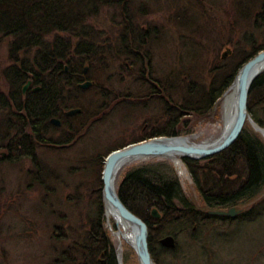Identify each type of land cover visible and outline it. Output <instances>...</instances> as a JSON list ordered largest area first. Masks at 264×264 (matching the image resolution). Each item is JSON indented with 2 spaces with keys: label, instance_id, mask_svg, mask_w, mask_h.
I'll return each instance as SVG.
<instances>
[{
  "label": "trees",
  "instance_id": "1",
  "mask_svg": "<svg viewBox=\"0 0 264 264\" xmlns=\"http://www.w3.org/2000/svg\"><path fill=\"white\" fill-rule=\"evenodd\" d=\"M171 1L165 0L166 10L159 5V11L168 14L159 19V27L149 23L144 27L142 18L152 12L150 5L143 2L134 10V0H0V167L22 168L28 163L31 171H26L24 175L29 178L28 186L46 193L53 192L55 186L66 190L67 185L60 179L63 175L52 177V172L38 157L39 150L54 148L65 151L71 148L85 131H94L98 126L96 119L111 110L115 102H118L117 105L128 104L126 101L131 99L139 103L148 102L149 98L157 97L155 87L163 92L159 98L165 100L166 108L158 99L156 104L163 105L160 108L162 113L153 123L155 126L162 120L157 128L160 131L142 134L130 143L153 136L177 135L176 127L183 128L187 117L195 115L201 118L212 112L235 72L264 49V0H244L243 4L234 0L232 14L225 27L228 31L204 27L203 23L209 18L204 7L205 0H177L185 2L181 7ZM102 13L111 16V20L116 18L111 21L109 40L107 34H101L100 29L95 28ZM210 22L221 28L217 17L214 20L210 17ZM199 25L205 30H201ZM245 31L253 33L255 38L262 37V43L255 44L252 38H240L239 34ZM221 36L220 43L224 39L226 42L233 39L235 59L228 69L214 64L207 90L193 86L190 78L182 84L184 69L179 70V50H174V56L166 61L173 65L164 70L166 74L162 75L160 83L146 78V66L152 63L154 51L158 54L157 59L162 61L158 71L162 72L165 60L160 49H163V42L171 47L182 41L196 40L205 53L221 46L220 43L211 46L206 39ZM115 45L120 49H115ZM248 47L251 52L247 51ZM119 62L120 65L126 63L128 70L142 79L141 87L148 85V95H122L107 83H98L96 69L89 72L94 77L89 81V90L79 88L83 78H88L82 73L84 67L92 70L95 64L110 66ZM216 63H219L218 57ZM174 66H178V71ZM105 69L107 71L109 67ZM227 72H230L229 75ZM172 79H175L174 82ZM28 82L30 87L23 93L22 89ZM188 85L193 86L191 91H188ZM36 87L38 90L34 91ZM88 93L92 94L89 99L86 98ZM112 95L116 97L106 102ZM76 109L79 112L66 115ZM247 111L255 122L264 127V72L250 87ZM52 119L58 120L59 125H53ZM217 119L218 114H215L214 120ZM125 145L98 157L97 169L96 163L92 166L91 158L88 161V156L80 167L68 169L70 173L79 174L83 180L95 177L96 185L81 186L93 198L86 204L88 212L84 217L81 212L86 207L81 206L83 200L77 191L72 196L67 194L62 204L59 197L55 198V205L54 199L41 200L47 208L44 216L55 214L51 210L58 207L68 211L75 223L81 225L68 226L64 230L59 227L63 235L50 236L56 243L54 248H62L59 254L56 253V263L117 264L114 245L104 227L100 178L104 158ZM59 158L61 161V155ZM183 163L197 192V201L187 197L167 161L149 163L121 173L117 188L120 199L133 213L152 223L156 238L150 242L151 252L155 247L161 255L165 249L159 240L165 235H174L175 230L187 219H192L195 215L191 214L197 210L243 208L259 200L243 213L240 220H250L259 211L264 213V139L247 122L238 138L222 152L198 161L184 159ZM21 172L24 173V169ZM153 208L161 214L157 221L150 215ZM70 217L63 214L56 216L61 221L60 226L69 223ZM83 223L85 226H82ZM47 227L50 228L49 225ZM134 259L138 264L136 256Z\"/></svg>",
  "mask_w": 264,
  "mask_h": 264
},
{
  "label": "rangeland",
  "instance_id": "2",
  "mask_svg": "<svg viewBox=\"0 0 264 264\" xmlns=\"http://www.w3.org/2000/svg\"><path fill=\"white\" fill-rule=\"evenodd\" d=\"M233 1L234 0H205L204 7L209 18L206 19L204 23L202 22L205 24L204 27L207 26L210 30L216 29V31L226 30V24H228V21L230 20L229 17H231L232 14ZM237 1L242 4L244 3V0ZM143 2L148 4V6L150 5L149 9L152 12H148L147 17L142 18L143 21L141 24H143L144 27L147 26V23L159 27V19H161L162 16H168L166 11H159L161 10L159 5H162L164 10L167 9L165 0H134V10H136L137 7ZM171 2L179 7L185 4V2L177 0H172ZM210 17L213 20L217 17L218 20L221 21V28L220 26L216 27L214 23H211ZM98 20L99 21L97 22L95 28L98 30L100 29L99 32L101 34H107L109 40L111 38V21H115L116 18L113 17L111 20V16L102 13ZM194 23L196 24L197 22L194 21ZM200 28L201 30H205L202 26H200ZM213 33L217 36H220L218 33ZM222 34H224V32ZM239 35L240 38L254 39L255 44H261L263 41L262 37L255 38V35H253L251 32L245 31L241 32ZM116 36L112 35V37ZM222 36L206 39V41L209 45L214 46L220 43ZM232 40L233 39L230 38V42H226L224 39L220 43L221 46L215 48L214 50L209 49L208 52L205 53L201 51V46L196 40H194V42L185 43H182L184 42L182 41L180 44H172L171 47H168L163 42V49H160L161 53L164 54L165 60L164 64L161 66L162 72H158L159 63H162V61L160 62L157 59L158 54L154 51L152 63L146 66V78L149 79L150 77L152 81L160 83V79H163L162 75L166 74L163 73L164 70H166L167 67L173 65L166 61L174 56V50H179V70L184 69V75L181 73L182 84H184L185 80L190 78L189 81L193 86H197L198 89L201 88L202 90H207L208 81L211 79V71H213L214 64H216L218 67H226L228 69V65L231 66V62L235 59ZM115 49H120V46L115 45ZM227 49L230 52L227 53V55L222 59V55ZM247 51L251 52L252 50H250L248 47ZM0 57H2V54H0ZM216 57H218L219 60L218 64L216 63ZM1 60L2 59L0 58V61ZM208 61L212 63H208ZM120 63L121 62L113 63L110 66H101L95 64L92 67V70L84 67L85 72L83 71L82 73L88 78H83V80H94V77L89 75V72H93V69H96L95 76L98 83H107L108 86H110L114 91L121 92L122 95H148V85L141 87V85H143L142 79L138 78L134 74V71H129L126 63L124 64L125 66L123 64L120 65ZM106 67H109L107 71L105 69ZM174 67L178 71V66ZM229 73L230 72H227V75H229ZM174 80L175 79H172L171 81L174 82ZM193 86L188 85V91H191ZM89 88L85 90H89ZM214 88L215 87H213V89ZM155 90H157V97L149 98L151 99L149 102L144 101L139 103L138 100L132 99L130 101H126L128 104L122 103L117 105L118 102H115L112 105L111 110H107L105 114H102L98 117V119H96L98 121V126L94 128V131H85V134L82 137L80 136V140L77 142V144L71 146V148L67 150L65 149V151H60L54 148L48 151L43 149L39 150L38 157L43 162L45 167L50 172H52L50 173L52 177L56 176V174L63 175L60 176V179L63 180L67 185L66 190H64L63 187L55 186V190L53 192L46 193L45 191L41 192L38 188L34 189L32 186H28L30 182L28 181L29 178L24 177L26 171H31L28 163H25L22 168H11L6 165L4 167H0V264H52L54 262V264H58L56 263L58 261H55L57 258L56 253L59 254L62 248H54L56 243H54L50 236L53 234L61 237L63 235V231H61V229L64 230V228H67L68 226L81 225L75 223L73 217H70V213L68 211L58 207H53L51 210L56 212L55 214H52L49 217L44 216L47 214L45 213L47 212V208L43 203H41V200L54 199L53 205H55V198L59 197V201L62 204L65 203L63 200L66 199L67 194L72 196L74 191H77V195L83 200L81 201V206L83 208L86 207V210L84 208V211L81 212L82 216L84 217L88 212L86 204H88L89 201H93V198H91V196L89 197V193L81 186L85 184L86 186L91 184L93 186L97 183L94 176H90L88 180H83L79 174L70 173L68 169L71 167H80L87 156L89 157L88 161L90 158L92 159V166H94L96 159L106 154L110 149L119 147L125 143L130 144V142L141 137L142 134L151 133L152 131L156 132V130H159L157 128L159 127L162 120L156 122L157 125L155 124V126H153V123L155 118L161 117L160 114L162 112L160 108L163 107V105L159 106V104H156V102L158 98L163 95V92L158 87H155ZM91 96L92 94L88 93L86 98L89 99ZM114 97L116 96L112 95L107 99L106 102H109ZM163 104L166 105L165 100H163ZM121 106L131 107V109L127 110V108H123ZM215 114H219L218 109L216 111L206 113L205 115L207 116L201 118L195 117V115L189 116L186 118V125H184L183 128L176 127L175 132L178 134V136L194 137L193 142L195 143L212 142L220 136L222 129L220 120L221 111L220 117L217 120H213ZM87 129L88 128L85 130ZM95 129H97V133ZM60 155L62 157L61 161L59 158ZM151 161L158 160L134 162L126 165L123 169L124 171H129L131 168L140 167L149 163H156ZM169 162L172 166H174L172 161ZM97 167L98 164L96 163V169ZM21 169H24V173L21 172ZM174 170L176 177L178 178L185 192L190 198H192L193 201H197L196 192L190 190L192 188V184L184 167H182L180 171L174 166ZM45 172L48 173V171ZM78 172H80V170ZM122 172L123 171L119 172L117 176L116 186L122 177ZM26 181L27 184L25 183ZM53 188L50 187L49 189ZM253 204L254 202L250 205L252 206ZM249 206H245L243 208L249 209ZM243 208H241L242 212L244 211ZM58 214L69 216L71 219L70 222L64 223L62 226H60L61 221L56 218ZM239 215L237 218L241 217ZM171 217L173 218L172 214ZM236 219L233 218L227 220L229 223H226V221L222 225L218 224L219 221H217L215 218L205 221L204 224L201 221H193L197 226H195V229H193L194 226L192 223L185 224L191 220L187 219L182 226L183 229L185 228L187 233L182 234L178 231V229L180 230L181 226L178 227L174 232L179 235L178 238H175L176 245H178L179 248L176 246V248L171 249V251H161L160 255L159 249L154 247L152 249L154 251V256L227 257L228 264H264L263 211H259L250 220ZM105 220V229L109 233V237L115 248V253L118 252L120 254L119 259L122 261V263L125 262V264L126 262L127 264H135V256L132 253V248L130 245L124 241H121L122 249L119 251V248L117 247L120 244L119 240L114 235L115 230L112 228L113 223L112 221L109 223L107 219ZM47 225H49L50 228H46ZM54 225L55 228H53ZM173 225L176 226L175 224ZM82 226H85V224L83 223ZM219 226L220 232L214 233L213 231L215 230V227ZM59 227L61 229H59ZM127 232L130 233V230L127 229ZM197 234L203 237L206 236L204 239V243L206 244L200 245L198 243L192 242V235L196 237ZM150 235L154 241L156 238L154 231H151ZM196 239L198 238L196 237ZM65 247L66 246H64V248ZM117 249L118 251L116 252ZM210 250L214 251L215 254L212 252L211 255Z\"/></svg>",
  "mask_w": 264,
  "mask_h": 264
},
{
  "label": "water",
  "instance_id": "3",
  "mask_svg": "<svg viewBox=\"0 0 264 264\" xmlns=\"http://www.w3.org/2000/svg\"><path fill=\"white\" fill-rule=\"evenodd\" d=\"M228 51L223 54L226 56ZM85 72V69L83 70ZM264 71V50L257 53L252 59L246 62L237 72L229 89H233L234 98L231 115L226 127L221 131L220 136L213 142L193 143L184 137H154L146 141L132 144L123 149L112 151L103 162L101 174V197L104 207L108 208L114 217H117L128 225L132 236V248L136 253L139 264H153L148 249L147 226L144 221L130 212L121 201L116 191L117 174L122 167L136 160H145L153 157L172 158L175 156L200 160L216 153H219L230 146L239 136L244 123L247 121L251 128L259 133L264 139V128L260 127L247 112V97L253 81ZM29 82L24 86L23 92ZM91 86L89 81L79 84L82 90ZM38 89V88H36ZM79 112L78 109L70 110L66 115H73ZM52 124L59 125L56 119L51 120ZM240 212L237 208H230L226 212H211L215 216H227L234 218ZM151 217L158 219L160 216L156 210H152ZM160 244L166 248L175 247L172 237H165Z\"/></svg>",
  "mask_w": 264,
  "mask_h": 264
},
{
  "label": "flooded vegetation",
  "instance_id": "4",
  "mask_svg": "<svg viewBox=\"0 0 264 264\" xmlns=\"http://www.w3.org/2000/svg\"><path fill=\"white\" fill-rule=\"evenodd\" d=\"M158 99L162 100V103H163V99H161V98H158ZM211 211H212L211 209L205 210V211H198L197 210L196 212H193L191 214V215H193V216L195 215V216L192 217V219L190 221L186 222L185 224L192 223L194 226L193 229H195L196 225L194 224L195 222H193V221H201L204 224L205 221H208L211 218H215L217 221H219L218 224H220V225L224 224V222L227 221L225 218H221V216H217V217L210 216L209 212H211ZM226 223H229V222L227 221ZM182 226H183V224L181 225V227L179 226L181 230L178 229V231L181 232L182 234L187 233L185 228L183 229ZM151 229H152L151 224L147 223V231H148V240L149 241L151 239V235H150ZM213 232L214 233L220 232V226L215 227V230ZM173 236H174V238L179 237V235L176 233H174ZM196 237L198 239H196ZM196 237L192 235L191 240L193 243H198L200 245L206 244V243H204V239L206 236L203 237V236H200L197 234ZM178 248H179V246H178ZM213 250L215 251L214 248H213ZM163 251L167 252V250H163ZM214 251L210 250L211 255H212V252H213V254H215ZM151 259H152V262L154 264H228V261H227L228 258L227 257H151Z\"/></svg>",
  "mask_w": 264,
  "mask_h": 264
},
{
  "label": "bare ground",
  "instance_id": "5",
  "mask_svg": "<svg viewBox=\"0 0 264 264\" xmlns=\"http://www.w3.org/2000/svg\"><path fill=\"white\" fill-rule=\"evenodd\" d=\"M234 98L233 89H229L226 94L223 96L221 100V126L222 130L226 127L229 117L231 115L232 103ZM175 166L181 171L182 165L178 158L173 159ZM184 174V173H183ZM106 219L109 223L112 221L113 225L116 227V231H114V235L119 240V251L122 249L121 241H124L132 246V236L127 232L128 225L120 221L117 217H114L112 212L106 208L105 210ZM112 225V228H113Z\"/></svg>",
  "mask_w": 264,
  "mask_h": 264
}]
</instances>
